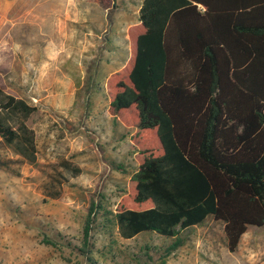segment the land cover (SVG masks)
<instances>
[{
  "label": "trees",
  "instance_id": "obj_1",
  "mask_svg": "<svg viewBox=\"0 0 264 264\" xmlns=\"http://www.w3.org/2000/svg\"><path fill=\"white\" fill-rule=\"evenodd\" d=\"M127 36L130 58L106 81L136 150L120 235L176 237L213 217L236 251L264 226V0H144ZM37 110L0 85V137L30 163Z\"/></svg>",
  "mask_w": 264,
  "mask_h": 264
},
{
  "label": "rangeland",
  "instance_id": "obj_2",
  "mask_svg": "<svg viewBox=\"0 0 264 264\" xmlns=\"http://www.w3.org/2000/svg\"><path fill=\"white\" fill-rule=\"evenodd\" d=\"M31 4L0 14V85L38 108L27 120L36 163L0 137V264H264V226H250L234 252L213 217L176 237L120 235L116 207L137 170L129 133L107 113L106 77L127 54L122 2H111L109 23L88 35L84 54L79 29L70 35L58 19L36 29ZM70 80L83 82L76 98Z\"/></svg>",
  "mask_w": 264,
  "mask_h": 264
},
{
  "label": "crops",
  "instance_id": "obj_3",
  "mask_svg": "<svg viewBox=\"0 0 264 264\" xmlns=\"http://www.w3.org/2000/svg\"><path fill=\"white\" fill-rule=\"evenodd\" d=\"M115 0L112 2L114 3ZM25 2H31L28 12L31 15L32 23L36 27V29H39L38 26H43V21L47 20L48 22L55 23L56 19L62 20L65 25V20H68L71 24V27L69 28L68 33L70 35H74L77 31V29L80 30V41L78 46V50L84 54V51L89 48V38L88 35L91 33H97L99 28H101L104 23L106 22V25L109 23V18L113 12V8L111 6V10L104 8L101 3H99L97 0H0V14L2 16H7L10 12L21 10ZM122 7L117 8L119 10V17L120 18H126L125 21L122 23L121 31L124 35H126V46L124 50H126V58L121 62L117 69L110 71L106 77V81L108 77L122 69L126 63L128 62L130 58V47H129V40L127 36V30L132 25H137L140 23V11L143 5L144 0H121ZM44 3L50 4V9L48 10L49 16H38V14H35L37 12V7L42 6ZM20 4V5H19ZM29 15V14H28ZM43 22V23H42ZM63 23L61 22V25H59L57 28L62 30ZM47 27V26H46ZM56 25L54 26V31H56ZM43 29V27H42ZM67 29V27H66ZM116 49H122L121 44H116ZM70 53L68 60L69 62H72L71 54L72 51L77 50L74 46H70ZM55 79V78H53ZM69 85V97L70 98H76L79 90L81 89L83 82H80V85L77 86L73 83L72 80L68 82ZM108 107H109V101H108ZM107 107V113L108 112ZM81 113V112H80ZM112 119H116L121 127L127 130L129 133V141L131 145V149L133 151V157L135 158L136 150L133 147V144L131 142V137L134 133L133 130L127 128L123 125L116 117L110 115ZM248 231V230H247ZM246 231V232H247Z\"/></svg>",
  "mask_w": 264,
  "mask_h": 264
}]
</instances>
